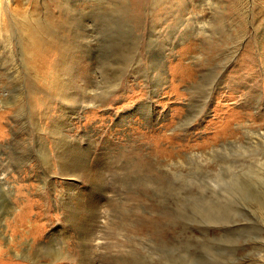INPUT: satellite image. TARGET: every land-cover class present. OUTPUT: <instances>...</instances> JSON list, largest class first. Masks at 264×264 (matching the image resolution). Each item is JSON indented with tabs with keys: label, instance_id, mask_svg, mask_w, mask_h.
<instances>
[{
	"label": "rangeland",
	"instance_id": "374dc122",
	"mask_svg": "<svg viewBox=\"0 0 264 264\" xmlns=\"http://www.w3.org/2000/svg\"><path fill=\"white\" fill-rule=\"evenodd\" d=\"M0 39V264H264V0H0Z\"/></svg>",
	"mask_w": 264,
	"mask_h": 264
},
{
	"label": "bare ground",
	"instance_id": "6f19581e",
	"mask_svg": "<svg viewBox=\"0 0 264 264\" xmlns=\"http://www.w3.org/2000/svg\"><path fill=\"white\" fill-rule=\"evenodd\" d=\"M28 14H30V12H26V14L23 15L22 19L18 23H16V21L14 19L15 16L14 15L12 16L13 19L9 20L8 28H9V31H10V29H12V30L16 29L17 30L16 43H14L13 45L9 43L8 46H3L5 44H3V45L1 44V45L3 46V49L12 53L13 55L14 54L17 55L19 58V60H17L18 61L17 68L20 69L19 71L22 70L21 73H23L26 76V84L27 85H26V89H25L24 93L29 98V101L26 102V104H25L26 107L23 105V108H24L25 113H27L29 115H33L34 114V103H33L34 97L33 96L37 95L38 85L41 86V84L37 83L38 78L35 74L36 72H34V70H33L34 66L32 67V65H31L32 61H33L32 56H33V53L36 51L46 53V50H48L47 49L48 46L51 44L50 43L51 41H50V39L49 40L47 39L46 27L42 26V23H44L48 27V23L43 22V21L42 22H38V21L30 22L29 20L31 18L29 17ZM6 30H4V31H6ZM12 34H13V32H12ZM13 42H14V40H13ZM7 55H9V54H7ZM10 56L12 57V55H10ZM11 57H8V58H11ZM4 62H5V59H4ZM7 70H9V69H6V71ZM10 70H11V68H10ZM0 73H2V72H0ZM7 73H8V71L6 72V74ZM19 74H17V75H19ZM11 77H12V75H11ZM34 87H36V89ZM3 97H5V95L3 96V94L0 92V103L6 104L7 101L5 99H3ZM15 102L16 101H12L13 104ZM39 116H41V115H39ZM39 116L34 118V119L32 118V122H30L29 125H31L30 127H33V129H35L37 131L38 142H39L38 154H41V156H42V164L47 165L46 163H47L48 159L50 158L48 156V152H50V146H49L50 144H49L47 137L45 136L46 132H48V128L44 123H42V116L41 117H39ZM26 120H29V119L25 118V121ZM58 125H59V115H56L52 119V127H58ZM52 139H53V149L55 152V156H56V159L60 163V158H61L60 152L61 151H60L59 143L61 141H60V138L58 137V135H54ZM27 145L30 146V143H28Z\"/></svg>",
	"mask_w": 264,
	"mask_h": 264
}]
</instances>
